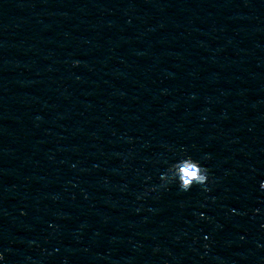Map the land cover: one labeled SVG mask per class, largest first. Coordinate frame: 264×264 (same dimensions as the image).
Segmentation results:
<instances>
[{
	"label": "water",
	"instance_id": "95a60500",
	"mask_svg": "<svg viewBox=\"0 0 264 264\" xmlns=\"http://www.w3.org/2000/svg\"><path fill=\"white\" fill-rule=\"evenodd\" d=\"M261 181L264 0H0V264H264Z\"/></svg>",
	"mask_w": 264,
	"mask_h": 264
},
{
	"label": "clouds",
	"instance_id": "9594fccd",
	"mask_svg": "<svg viewBox=\"0 0 264 264\" xmlns=\"http://www.w3.org/2000/svg\"><path fill=\"white\" fill-rule=\"evenodd\" d=\"M159 179L163 186L175 184L181 191H188L194 185L200 186L205 192L210 191L209 169L186 152L168 162ZM260 187L264 189V181L260 182Z\"/></svg>",
	"mask_w": 264,
	"mask_h": 264
}]
</instances>
